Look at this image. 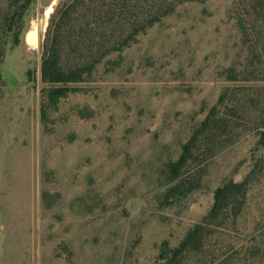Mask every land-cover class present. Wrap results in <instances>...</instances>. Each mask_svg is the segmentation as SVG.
Listing matches in <instances>:
<instances>
[{"label":"rangeland","instance_id":"1","mask_svg":"<svg viewBox=\"0 0 264 264\" xmlns=\"http://www.w3.org/2000/svg\"><path fill=\"white\" fill-rule=\"evenodd\" d=\"M25 1L0 0V264H167L200 224L202 247L173 264H264V82L228 80L247 54L232 2L177 6L52 106L42 45L59 0Z\"/></svg>","mask_w":264,"mask_h":264},{"label":"trees","instance_id":"2","mask_svg":"<svg viewBox=\"0 0 264 264\" xmlns=\"http://www.w3.org/2000/svg\"><path fill=\"white\" fill-rule=\"evenodd\" d=\"M34 0H26L23 8L32 5ZM207 0H59L49 17V24L43 41L41 80L48 85L45 97L55 106L68 94L69 84L86 82L96 66L114 52H121L134 43L137 37L148 28L159 23L175 11L177 6L188 2L204 3ZM231 14L241 34V43L246 50L244 60L238 61L229 71L233 72L228 80L257 84L264 82V0H230ZM224 92L220 97L223 104ZM214 107L201 126H207ZM200 127L190 143L184 148L179 167L191 153L197 142ZM258 146L264 147V127L261 128ZM248 176L239 183L230 182L215 191V202L204 219L212 225L227 208L225 196L232 192L243 194L248 184ZM204 225H197L173 251L174 260L165 253L160 260L167 264L193 246L202 247L201 235Z\"/></svg>","mask_w":264,"mask_h":264},{"label":"bare ground","instance_id":"3","mask_svg":"<svg viewBox=\"0 0 264 264\" xmlns=\"http://www.w3.org/2000/svg\"><path fill=\"white\" fill-rule=\"evenodd\" d=\"M48 13L46 14V16H48ZM37 39H38V32H37V28H35L27 34L26 41L29 45H33L37 43Z\"/></svg>","mask_w":264,"mask_h":264}]
</instances>
